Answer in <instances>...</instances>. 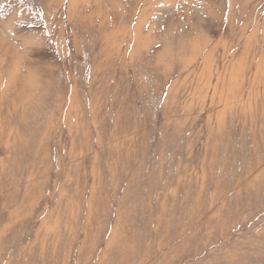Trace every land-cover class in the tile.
I'll return each instance as SVG.
<instances>
[{
	"label": "rangeland",
	"instance_id": "obj_1",
	"mask_svg": "<svg viewBox=\"0 0 264 264\" xmlns=\"http://www.w3.org/2000/svg\"><path fill=\"white\" fill-rule=\"evenodd\" d=\"M0 264H264V0H0Z\"/></svg>",
	"mask_w": 264,
	"mask_h": 264
}]
</instances>
